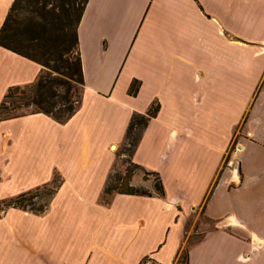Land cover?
Listing matches in <instances>:
<instances>
[{"label":"crops","instance_id":"crops-1","mask_svg":"<svg viewBox=\"0 0 264 264\" xmlns=\"http://www.w3.org/2000/svg\"><path fill=\"white\" fill-rule=\"evenodd\" d=\"M14 1L0 0V29ZM77 36L84 85L75 114L62 124L43 114L0 122V200L59 181L44 213L0 214V264H178L193 235L187 264H264V231L249 229L258 223L238 204L223 208L232 192L264 190L259 181L246 189L242 145L211 191L236 133L264 148V0H88ZM40 71L0 47V103ZM152 106L131 161L159 177L164 196L104 202L130 120ZM23 141L35 158L15 167ZM36 176L46 182L15 184Z\"/></svg>","mask_w":264,"mask_h":264},{"label":"trees","instance_id":"trees-1","mask_svg":"<svg viewBox=\"0 0 264 264\" xmlns=\"http://www.w3.org/2000/svg\"><path fill=\"white\" fill-rule=\"evenodd\" d=\"M88 0H15L0 29V47L33 61L41 66L37 79L30 85L11 87L0 103V122L25 116L43 114L57 123H65L77 111L83 95V72L78 52L77 28ZM25 6L32 7L33 17L44 15L38 24H23L15 27L14 13ZM138 82H132L129 95H135ZM157 106H152L146 115L135 114L127 127L121 157H127L124 177L109 176L103 191V200L113 194L129 196H164L159 177L149 173L131 161L143 130L155 117ZM153 177L145 189L131 185L133 175ZM150 182V181H147ZM59 187L54 180L14 198L0 202V214L8 208L33 214H42L47 209ZM149 190V191H147ZM151 190V191H150ZM212 191V190H211ZM210 193V192H209ZM207 200V198H205ZM205 200V201H206ZM37 201V202H36ZM189 242L182 249L178 264H187Z\"/></svg>","mask_w":264,"mask_h":264},{"label":"rangeland","instance_id":"rangeland-1","mask_svg":"<svg viewBox=\"0 0 264 264\" xmlns=\"http://www.w3.org/2000/svg\"><path fill=\"white\" fill-rule=\"evenodd\" d=\"M31 9L32 7L30 6H25L22 9H20L19 11H17L16 13H14V20H15V27H18L19 29L22 28L23 24L28 23V21H31V23H35L38 24V22L40 21V18L43 17L44 15H36V17H33V14L31 13ZM38 21V22H37ZM7 126L3 127L1 129V133H0V144L2 139H4V137L2 136L4 130H6ZM13 128V129H12ZM10 128L11 130H15V131H19V128H17V126H14ZM251 135H253V137H257L259 135V130H253L250 132ZM242 145L244 147V151H241V154H239V156L241 157V159L244 161V173L247 174V172L253 177L251 179L247 180V184H246V189L249 186V183H252V187H254L253 183L255 182H263L264 183V148L261 147H257L254 144L248 142V141H243L239 134L236 133L231 145L229 147V150L227 151L223 164L219 170V173L217 175V177L215 178L214 182L211 185V190H213V188L215 187V185L218 183L221 175L223 174V172L228 168V163L231 162V160L233 161L234 158V154L237 152V145ZM21 147L23 148V155L25 157H22L21 154H17V156H15V154L13 155V157L15 156V160L14 162V166L15 167H27L30 162L33 160L34 155V144L31 143L30 147L28 146V144H25V141L19 143L17 145V147ZM24 147L26 149H24ZM123 147H124V143L120 146L119 149H117L116 154H117V160L113 166V169L111 171V175L112 176H117V175H121L124 177V171L126 168V164L124 163L127 160V157H121V153L123 151ZM0 149H1V145H0ZM263 154V155H262ZM56 161H60V157H57ZM251 167V169H249V167ZM6 174L1 173L0 175V189L3 188V183H1V181L3 180H8V178H6ZM141 177L142 174L136 172L133 175L134 181L137 182L136 185H140L139 187L141 189H145L147 187V183H153L154 178L153 177H145L143 175V179L144 182H141ZM33 180H25L21 177L17 178L15 180V184L18 188L21 187H26L28 185L32 186L34 183L38 182V181H42V182H46L44 180H42V178H37L36 179L32 177ZM47 180V179H46ZM32 181V182H31ZM35 181V182H34ZM48 181V180H47ZM150 181V182H147ZM5 182V181H3ZM34 182V183H33ZM9 184V182H6ZM30 183V184H27ZM31 183H33L31 185ZM10 188V186L8 187ZM264 188V187H263ZM148 191V190H147ZM12 193H15V190H7V193L4 195H8L7 197L9 198ZM263 193V196H262ZM0 196H3V194H1ZM256 196H258L256 198ZM6 198V199H8ZM230 203L231 205L227 208V207H223L224 210L227 209V211L230 210H234L232 209V206H235V204H238V206L242 207V211L241 214L244 215V218L246 219H250L252 222H256L258 224L256 225H249V229H253L256 231H264V190H242L240 193H235L232 192L231 196H230ZM5 199L3 198L2 201H4ZM1 202V200H0ZM37 202V201H36ZM229 203V204H230ZM245 206V207H244ZM222 211L219 210V213H221ZM228 213V212H227ZM237 213V211H236ZM25 225L27 226V229L29 231L32 230L33 228V223L32 220H28L25 222ZM199 239V235H193L191 236L187 243L189 242L190 244H194L197 240Z\"/></svg>","mask_w":264,"mask_h":264},{"label":"built area","instance_id":"built-area-1","mask_svg":"<svg viewBox=\"0 0 264 264\" xmlns=\"http://www.w3.org/2000/svg\"><path fill=\"white\" fill-rule=\"evenodd\" d=\"M142 264H157L150 257H147L143 260Z\"/></svg>","mask_w":264,"mask_h":264},{"label":"bare ground","instance_id":"bare-ground-1","mask_svg":"<svg viewBox=\"0 0 264 264\" xmlns=\"http://www.w3.org/2000/svg\"><path fill=\"white\" fill-rule=\"evenodd\" d=\"M116 150V147L113 148V151Z\"/></svg>","mask_w":264,"mask_h":264}]
</instances>
